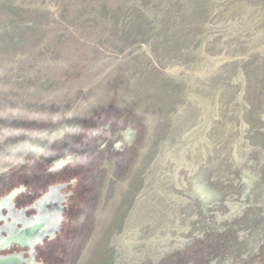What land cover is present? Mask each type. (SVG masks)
I'll use <instances>...</instances> for the list:
<instances>
[{
	"label": "rangeland",
	"instance_id": "obj_1",
	"mask_svg": "<svg viewBox=\"0 0 264 264\" xmlns=\"http://www.w3.org/2000/svg\"><path fill=\"white\" fill-rule=\"evenodd\" d=\"M65 158L57 264H264V0H0V189Z\"/></svg>",
	"mask_w": 264,
	"mask_h": 264
},
{
	"label": "flooded vegetation",
	"instance_id": "obj_2",
	"mask_svg": "<svg viewBox=\"0 0 264 264\" xmlns=\"http://www.w3.org/2000/svg\"><path fill=\"white\" fill-rule=\"evenodd\" d=\"M69 163L53 161L44 176L31 173L26 181L16 174L1 187L0 264H57L53 249L65 242L72 214L88 195L84 174Z\"/></svg>",
	"mask_w": 264,
	"mask_h": 264
},
{
	"label": "bare ground",
	"instance_id": "obj_3",
	"mask_svg": "<svg viewBox=\"0 0 264 264\" xmlns=\"http://www.w3.org/2000/svg\"><path fill=\"white\" fill-rule=\"evenodd\" d=\"M61 164V163H60ZM59 165V164H58ZM143 207V206H142ZM148 208L147 205H144V208ZM153 209H154V212H151V216L150 218H147V216L149 215L147 210L144 211V217L145 219H149L148 221H151L153 222L154 224L157 225V223H160V215H159V210H160V201H155V203L153 204ZM159 209V210H158ZM144 219V220H145Z\"/></svg>",
	"mask_w": 264,
	"mask_h": 264
}]
</instances>
